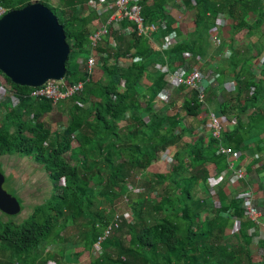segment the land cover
<instances>
[{
	"label": "trees",
	"instance_id": "trees-1",
	"mask_svg": "<svg viewBox=\"0 0 264 264\" xmlns=\"http://www.w3.org/2000/svg\"><path fill=\"white\" fill-rule=\"evenodd\" d=\"M35 1L50 8L64 27L70 46L66 83L83 82L84 88L53 105L47 98L33 97L35 88L19 86L0 70L18 100L14 107L0 100V157L20 155L41 165L52 186L49 197L27 218L19 223L0 221V264H73L65 261L64 249L59 253L52 249L67 242L60 233L69 226L76 231L69 233L76 238L70 256L76 248L73 255L88 254L89 264H254L250 243L257 229L250 220L243 226L255 232L249 236L242 230L241 245L224 244L229 220L245 218L248 202L228 196L227 179L220 177L227 173L228 157L218 151L223 146L239 152L247 140L260 136L256 147L264 150L259 146H264V63L254 68L257 57L251 54L256 49L259 58L264 55V0H181L188 11H195L196 29L189 35L193 42L163 50V41L174 29L171 23L163 27L170 18L166 11L170 0H141L145 23L156 25V32L152 38L136 31L126 35L133 26L126 20L109 25L108 36L97 49L102 68L91 75L84 71L91 51L89 37L107 23L109 15L99 11L108 0ZM35 1L0 4L9 11ZM250 13L256 15L253 22L246 20ZM219 15L230 22L232 57L225 61V69L232 74L238 69L237 86L233 93L223 94L218 106L231 130L222 131L219 139L209 136L204 143V134L196 137L198 123L189 121H197L206 91L186 86L176 88V93L167 91L169 72L179 70L165 57L177 54L180 61L184 54L206 57L214 44L209 32L218 27ZM241 32L258 38L252 48L234 46ZM220 41L218 46H227ZM112 42L117 49H112ZM121 59L135 61L122 67ZM167 93L164 102L161 96ZM209 93L212 99L219 95L213 87ZM65 112L68 125L61 130ZM51 121L56 123L53 127ZM163 155L170 160L166 172L151 169ZM0 171L5 174L1 166ZM134 174L143 176L140 188L128 186ZM215 176L222 180L214 194L208 181ZM115 189L123 196L122 204L130 207L115 210L109 218L106 209L116 197ZM115 215L120 220L115 221ZM108 227L112 233L102 239ZM98 239L100 253L94 248Z\"/></svg>",
	"mask_w": 264,
	"mask_h": 264
},
{
	"label": "crops",
	"instance_id": "crops-1",
	"mask_svg": "<svg viewBox=\"0 0 264 264\" xmlns=\"http://www.w3.org/2000/svg\"><path fill=\"white\" fill-rule=\"evenodd\" d=\"M54 6V5H53ZM166 11L170 14V18L168 19V23H163V27L165 28L168 24H173V32L163 41L161 50L174 47L177 43H192L193 41L190 40V34L193 33L196 29L195 26V20L196 15L195 11L190 10L188 11L185 7L182 6L181 0H170L168 3V7ZM102 11L99 12L100 15ZM111 11L106 12V17L108 15H111ZM218 27L211 30L209 33L210 35H213L211 39V47L209 48L208 55L206 57H200L198 56L197 59H195L192 54H184L181 55L183 57V61L177 60L176 57H179L177 54L173 55V57L166 56L165 59H169V63L171 64V67L173 68H180L183 66L186 69H192L193 67H199L202 69L205 74L207 75V80L204 82L203 90L206 91V101L204 103V106L201 108V111L199 113V116L197 118V121H194L193 119H190V123L193 124L195 122L198 123L197 130H196V137L199 135L204 136V143H207L209 140V136L211 135V126H210V115L212 112H216L219 115L220 122L223 127L224 131H230L231 130V123L227 119L225 115L221 113V109H219L218 106L221 105V102L224 101L223 94L228 95V93H233L236 91V80H235V73L238 72V69L235 70V73L232 74L230 72V69H225V61H228L232 57V52L230 50V36H231V28H230V22L227 21L226 17L224 15H219L218 17ZM247 21L253 22L256 20V15L253 13H250L247 18ZM175 22V23H173ZM166 24V25H165ZM96 29V28H95ZM95 31V30H94ZM126 35H131L128 30H125ZM218 35V36H217ZM214 36L219 38H214ZM222 40V42H226L227 46L220 47L218 44H216L215 40ZM236 41L234 42V46L237 47L239 44L241 46H249L252 48V42L258 40L257 37H247L245 32H241L235 37ZM104 42V41H103ZM101 42V44L103 43ZM229 43V44H228ZM100 44V45H101ZM220 47V48H219ZM211 49V50H210ZM229 51V52H228ZM253 52V53H252ZM251 52L253 57H257L254 61L256 69L262 63H264V55L259 58L258 51L254 49ZM243 53V51H242ZM223 54L227 55L226 57L223 56ZM173 62H176L172 64ZM222 64V66H221ZM180 66V67H179ZM222 70V71H221ZM214 74H218L219 78L217 82L211 83V78ZM170 83L168 84V86ZM182 86V85H181ZM170 87V86H169ZM180 86L171 84L170 91H173L176 93V88H179ZM216 90L219 92L217 98H211L212 95L209 93L210 89ZM141 92L143 88L139 89ZM169 93L165 94L166 97L163 95L161 98L165 100L164 102L168 101L166 98ZM164 103L160 102L159 106L163 107ZM61 108V107H60ZM66 117L68 116V113L62 114V122L64 123L61 126V130H63L67 126ZM233 120V124H235V119ZM243 121L247 122L248 119L243 116ZM188 122V124H189ZM187 124V123H186ZM187 124V126H188ZM65 125V126H64ZM56 126V125H55ZM58 127V126H57ZM222 136V135H221ZM263 137V136H262ZM261 136L259 138H251L245 142V148H242L241 151L235 152L233 155L234 158V165L237 168L242 169L243 172H245V176L243 179H241L238 183L234 185H229L228 180L224 185V189H226L228 196L230 198H237L240 201L243 200V202L247 201L248 204H255L258 207H261L262 210H264V150H257L256 144L260 141L261 142ZM259 142V143H260ZM260 147H264L263 143L259 145ZM229 148V147H228ZM171 153V151H167L166 154ZM166 158V160H164ZM170 162L169 157L162 156L161 161L159 164L154 165L153 168H162L164 164H167ZM43 170V169H42ZM44 171V170H43ZM44 174L47 176L46 172L44 171ZM226 179L228 178L229 174L226 173ZM220 177H223L220 175ZM219 176H215V178H211L208 181V185L210 188H213L212 191L215 194L216 186L218 182H220ZM212 200L215 206H218V200L217 196L213 195ZM245 204V203H244ZM246 215V214H245ZM248 216L246 215L243 219H237V218H231L229 220L230 226L226 231V235L224 238V244L228 246H236L241 245L243 238L241 236V231H245L247 235H251L250 232L254 231L255 229H249L245 228L243 226L244 223H247ZM252 222V221H251ZM253 226L257 229V232L252 238V241L250 243V251L252 255V261L254 264H261L264 261V245L262 244L264 242V214L260 218V224L255 225L252 222ZM57 245V244H56ZM54 245V246H56ZM63 245V244H62ZM53 246L52 249H55ZM71 246L68 245V243H64L63 248L65 252L64 259L68 263H80L78 259H76V256L73 254L76 251V248L71 252L72 255L70 256V248Z\"/></svg>",
	"mask_w": 264,
	"mask_h": 264
},
{
	"label": "water",
	"instance_id": "water-1",
	"mask_svg": "<svg viewBox=\"0 0 264 264\" xmlns=\"http://www.w3.org/2000/svg\"><path fill=\"white\" fill-rule=\"evenodd\" d=\"M69 55L64 27L47 6L34 2L0 18V70L19 86L39 88L64 80ZM5 182L0 171V213L16 216L21 205L3 189Z\"/></svg>",
	"mask_w": 264,
	"mask_h": 264
},
{
	"label": "built area",
	"instance_id": "built-area-1",
	"mask_svg": "<svg viewBox=\"0 0 264 264\" xmlns=\"http://www.w3.org/2000/svg\"><path fill=\"white\" fill-rule=\"evenodd\" d=\"M141 0H108L106 3L103 2L100 11L101 14H106V12L111 11V15H109V19L107 23L100 24L96 27L95 31L89 37L90 40V55L87 58L86 64H84V71L88 74H93L96 70L102 68L103 58L102 55L97 51L100 47L101 42L107 38L109 33V25L114 24L119 26L125 20L130 22L133 26L126 29L129 33H133L136 31L139 36H143L146 38H152L150 35L156 32L157 27L154 24H146L145 19L143 17V7L140 5ZM95 6V3H92L91 6ZM99 11V12H100ZM7 12V8L0 4V18ZM216 44L220 45L221 41L219 39L215 40ZM112 49H117V45L115 42L111 44ZM135 60L132 59H121L120 66L123 67V62H127L128 65L133 63ZM167 68V66H166ZM193 70V71H192ZM169 83L177 86H186L192 89L203 90V83L207 80V75L205 72L199 67H193L192 69H186L185 67L182 71L177 72H169ZM219 78L218 74H214L211 78V83L217 82ZM170 86V85H169ZM168 86L167 91H170V87ZM84 83L79 82L75 85H68L64 80L62 81H49L44 86L35 88L33 91V97H44L49 99L53 105H57L61 101H64L72 96L79 94L83 91ZM201 99H204V94L200 96ZM210 126H211V135L215 139H219L222 135V124L220 119L215 115H210ZM220 154L226 155L228 158V168L227 173L229 174L227 180L228 182H232L233 185L238 183L241 179L244 178V173L241 169L237 168L233 161L234 152L231 148L228 147H219ZM226 173L223 172L222 176H225ZM245 214L248 216V219L252 221L255 225L260 224V218L263 216V212L251 205L248 204L245 207ZM126 218L129 217L128 214L125 215ZM115 221L120 220L118 215L114 217ZM254 231H251L252 234ZM109 233H112L111 227L106 229V233L102 239L108 236ZM102 239H98L94 245L96 252L100 253V242Z\"/></svg>",
	"mask_w": 264,
	"mask_h": 264
},
{
	"label": "rangeland",
	"instance_id": "rangeland-1",
	"mask_svg": "<svg viewBox=\"0 0 264 264\" xmlns=\"http://www.w3.org/2000/svg\"><path fill=\"white\" fill-rule=\"evenodd\" d=\"M104 21H106V19H104ZM223 56L226 57L227 55L223 54ZM127 66H129L127 62H123V67H127ZM64 82H66L65 79H64ZM170 87H171V84H170ZM164 97H166V95H164ZM0 100L9 101L8 107L12 105L14 107V106H17L18 104V100L16 99V96L13 95L11 89L9 88V85L6 83V80L4 76L2 75H0ZM212 113L215 114L218 118H220L216 112H212ZM66 122L68 125V117H66ZM50 124L53 127V125L56 123L51 121ZM164 160H166V158H164ZM0 166L3 172L5 173V175L7 176V180L4 184L3 189L7 193L18 198L22 203L21 204L22 210L20 214H18L15 218H12V217H9V216H6L0 213V221L1 222L11 221V222L19 223L31 214L32 209L36 205L42 204L49 197L52 186L50 185L51 184L50 180L44 174V171L42 170L41 165L36 164L35 162L30 161L29 159L22 157L20 155H15V156H10V157H6V156L0 157ZM159 172L161 173L166 172V164L162 166ZM139 178L141 180L139 182L137 181L136 183V180H139ZM142 182H143V176L142 175L140 176L139 174H134L132 175V178L128 181V186L132 187V185L133 186L135 185V186H138V188H140V186L142 185ZM228 184L233 185L231 181L228 182ZM114 191H115L114 194H116V197L115 196L112 197L113 203L110 204V210L106 209V212L110 211L109 215H107L109 218L115 210L122 209V211L123 210L126 211L130 207V204H127V203L122 204L123 196H117L118 192L116 191V189ZM133 191H138V190L135 189ZM253 206L259 208L264 214V210H262L261 207H258L255 204H253ZM71 231H73V234L76 232L73 228H71V226H69L66 228V231L64 232L62 231L60 233L62 237L66 238V241H67L66 243H68V245L71 246L70 248L73 247L72 243L76 241L75 236L73 234H69ZM62 244L63 243H58L55 246L56 253H59L62 250L63 245H64ZM51 248L52 246H48V250H50ZM76 259L80 261L79 264H89V260H87L88 254H82L81 257L76 258ZM49 264H52V263H49Z\"/></svg>",
	"mask_w": 264,
	"mask_h": 264
}]
</instances>
